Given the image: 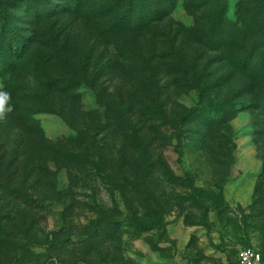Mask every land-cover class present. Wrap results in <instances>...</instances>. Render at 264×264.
<instances>
[{
	"label": "rangeland",
	"instance_id": "1",
	"mask_svg": "<svg viewBox=\"0 0 264 264\" xmlns=\"http://www.w3.org/2000/svg\"><path fill=\"white\" fill-rule=\"evenodd\" d=\"M0 83V264L264 256V0H0Z\"/></svg>",
	"mask_w": 264,
	"mask_h": 264
},
{
	"label": "built area",
	"instance_id": "2",
	"mask_svg": "<svg viewBox=\"0 0 264 264\" xmlns=\"http://www.w3.org/2000/svg\"><path fill=\"white\" fill-rule=\"evenodd\" d=\"M239 264H264L263 254L255 248H245L239 252Z\"/></svg>",
	"mask_w": 264,
	"mask_h": 264
},
{
	"label": "clouds",
	"instance_id": "3",
	"mask_svg": "<svg viewBox=\"0 0 264 264\" xmlns=\"http://www.w3.org/2000/svg\"><path fill=\"white\" fill-rule=\"evenodd\" d=\"M29 79H31V77H29ZM3 89L4 84L0 83V120H4L7 114L13 111V106L9 103L11 95Z\"/></svg>",
	"mask_w": 264,
	"mask_h": 264
},
{
	"label": "trees",
	"instance_id": "4",
	"mask_svg": "<svg viewBox=\"0 0 264 264\" xmlns=\"http://www.w3.org/2000/svg\"><path fill=\"white\" fill-rule=\"evenodd\" d=\"M150 16V15H149ZM149 16H145V17H149ZM151 16H152V20L153 21H162V20H164L165 19V17H166V15L164 14V15H160L159 13H158V11H156V10H154L152 13H151ZM220 18H221V16H218L217 17V21H219L220 20ZM149 24V23H148ZM17 43V42H16ZM17 45V44H16Z\"/></svg>",
	"mask_w": 264,
	"mask_h": 264
}]
</instances>
